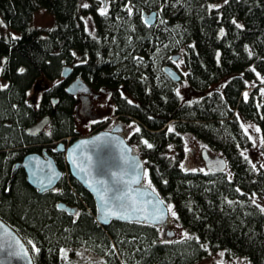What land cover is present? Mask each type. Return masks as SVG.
<instances>
[{
  "label": "trees",
  "instance_id": "trees-1",
  "mask_svg": "<svg viewBox=\"0 0 264 264\" xmlns=\"http://www.w3.org/2000/svg\"><path fill=\"white\" fill-rule=\"evenodd\" d=\"M38 8L53 17L44 33L29 25ZM152 9L156 19L145 24ZM0 17L16 33L0 35V218L23 239L33 264H78L59 258L62 247L78 245L102 257L92 264H194L218 248L264 264V212L252 198L264 195V161L252 163L243 152L250 138L240 121L264 123V0H0ZM173 53L188 85L202 92L191 100L180 98L162 70ZM65 65L71 70L62 77ZM77 75L110 92L112 116L129 124L124 137L144 161L143 183L172 206L188 235L163 237L160 225L145 221H96L91 194L52 148L78 137L77 98L65 91ZM41 81L35 100L29 90ZM47 113L43 130L26 132ZM184 133L218 151L229 172L182 164ZM42 147L63 174L37 192L22 168L10 176L14 162Z\"/></svg>",
  "mask_w": 264,
  "mask_h": 264
},
{
  "label": "water",
  "instance_id": "water-1",
  "mask_svg": "<svg viewBox=\"0 0 264 264\" xmlns=\"http://www.w3.org/2000/svg\"><path fill=\"white\" fill-rule=\"evenodd\" d=\"M156 15L154 9L149 10L144 13L143 21L148 25L153 24ZM179 56V53H173L170 59L174 61ZM70 70L69 65L63 66L61 76H67ZM162 70L173 81L181 77L170 64L163 65ZM65 91L71 95L86 94L91 88L77 75L67 81ZM49 118L48 113L40 116L26 127V132H40ZM121 129V125L114 124L109 129L81 135L67 143L59 140L52 148L63 153L68 174L91 194L95 219L99 224L105 225L111 219L145 221L160 225L165 235L172 237L174 230L166 227L170 219L167 205L155 189L143 183L144 161L141 154L126 141ZM199 156L203 166L211 171L219 172L226 168L224 157L219 154L210 155L206 147L200 149ZM18 167L22 168L26 182L37 192L55 187L63 174L44 147L39 151H27L20 160L14 162L10 179ZM57 207L70 212L74 210L62 201L57 202ZM0 264H33L23 239L2 218Z\"/></svg>",
  "mask_w": 264,
  "mask_h": 264
},
{
  "label": "rangeland",
  "instance_id": "rangeland-1",
  "mask_svg": "<svg viewBox=\"0 0 264 264\" xmlns=\"http://www.w3.org/2000/svg\"><path fill=\"white\" fill-rule=\"evenodd\" d=\"M107 1L108 0H103V4L106 5ZM82 17L84 26L90 33H92L93 24L91 19L87 15H83ZM52 23V14L45 8H38L34 10L29 20V25L43 29V33L44 29L50 27ZM15 34L16 33L10 29L0 17V35L10 36ZM2 62L3 57H0V70ZM171 66L182 75V77L175 83V90L182 100H191L195 96L202 93L200 90H195L188 85L184 73L185 68L180 57L172 61ZM2 82V78H0V83L2 84ZM42 85V81L36 83L35 86L29 90V96L36 100ZM49 85L50 84L45 83L46 87ZM217 85L218 84L215 83L209 87L211 89ZM93 90V92L96 93V97L94 98L93 96H88L86 101L88 104L90 103L89 106L82 105L80 100L77 98V102L73 111L77 136L85 135L93 128L105 129L107 127L108 121H110L108 117L112 116L113 101L111 99L110 92L107 89L102 90V88ZM240 121L250 138V142L246 147L243 148V152L252 163H260L264 161V123L263 127H260V125L252 119L240 118ZM93 123H97V125L93 126ZM125 126L128 129L129 124L127 123ZM182 136L185 150V157L182 164L186 166L203 168L202 160L199 156V151L202 147H206L210 155L215 153L220 154L218 151L212 149L206 143L197 139L190 133H184ZM225 171L228 173L229 169L227 168ZM252 198L261 207V209L264 208V195L253 194ZM166 205L170 217L166 227L168 229L172 228L174 230V236L180 237L188 235V230L181 226L176 220L175 216L172 215V212H174L173 209L171 208V211H169L168 206L170 204L166 203ZM161 233L163 234V237H166L164 235V229H162ZM221 253H223V255H221ZM59 258L61 261L74 262L78 264H92L102 261L101 256L92 253L81 245L62 247L59 252ZM194 264H250V262L245 256L233 254L226 249L218 248L215 250H209L206 256L197 260Z\"/></svg>",
  "mask_w": 264,
  "mask_h": 264
},
{
  "label": "flooded vegetation",
  "instance_id": "flooded-vegetation-1",
  "mask_svg": "<svg viewBox=\"0 0 264 264\" xmlns=\"http://www.w3.org/2000/svg\"><path fill=\"white\" fill-rule=\"evenodd\" d=\"M93 91L94 90L91 88V91L89 93H86V94H77L75 96H76V98H78V100H80V102L82 103V105L89 106L90 103L88 104L87 101H86V99L88 98V96H93L94 98L96 97V93H94ZM108 118H109L110 121H108L107 127L105 129H109L114 124H119L122 127L121 132L123 134L125 133V131H126L127 128H126V126L123 123H121L117 118H114V116H111V117H108ZM91 133H93V132L88 131L87 134H91ZM87 134H85V135H87ZM68 140L69 139L66 138V141L65 142L67 143Z\"/></svg>",
  "mask_w": 264,
  "mask_h": 264
},
{
  "label": "snow or ice",
  "instance_id": "snow-or-ice-1",
  "mask_svg": "<svg viewBox=\"0 0 264 264\" xmlns=\"http://www.w3.org/2000/svg\"><path fill=\"white\" fill-rule=\"evenodd\" d=\"M83 7L87 8V7H89V5H88V4H84ZM210 7H214V6H210ZM99 11H100V14H101V15H106V14H107V9H106V8H101ZM129 11L131 12V9H129ZM146 22H147V21H146ZM233 23H235V21H233ZM237 27H240V25H237ZM221 35H223V30H221ZM20 71L22 72L23 69H21ZM245 97L247 98V93H245ZM129 102L131 103V101H129ZM137 131H139V129H137ZM169 131H172V128H171V127L169 128ZM257 131H258V129H257ZM144 143H145L149 148L152 147V145H151V144H148L147 141H144ZM246 159H247V157H246ZM181 167L183 168L184 166L181 165ZM253 167H255V165H253ZM103 199H104L103 196H101V200H103ZM159 203L162 204L163 201H159ZM168 207H169V211H171L172 206L169 205ZM261 211H264V208H262ZM172 215L175 216V213L172 212ZM187 238H191V237H187ZM37 251H39V250L37 249ZM221 255H223V253H221Z\"/></svg>",
  "mask_w": 264,
  "mask_h": 264
}]
</instances>
